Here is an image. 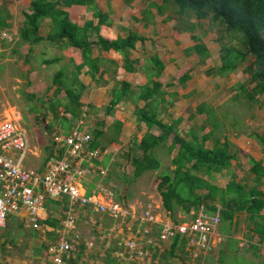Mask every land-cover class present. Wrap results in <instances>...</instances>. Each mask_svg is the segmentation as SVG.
Returning <instances> with one entry per match:
<instances>
[{
  "label": "trees",
  "instance_id": "1",
  "mask_svg": "<svg viewBox=\"0 0 264 264\" xmlns=\"http://www.w3.org/2000/svg\"><path fill=\"white\" fill-rule=\"evenodd\" d=\"M73 5L86 6L92 10L94 16L99 19L98 25L94 26L93 23L88 22L80 27L73 23L67 10ZM152 7L157 9L159 15L175 7L178 19L187 22L193 17L198 20L211 18L212 22L221 23L229 31L241 32L243 48L222 45L221 64L217 68H211L208 74L226 77L245 62H249L246 71L250 75L253 86L249 88L244 83L237 85L238 93L236 97L233 96V99L234 102H239L243 97L241 104L246 106L248 111L256 105L264 107V0H163L160 5L152 3ZM29 11L30 13L24 14L25 21L21 37L29 43L44 40L37 34L42 22L49 19L50 31L47 40L63 42L66 46L81 49L82 68L87 65L95 73L98 66V60L92 58L95 47L102 51L114 50L122 53L127 71H134L129 64L135 65L139 62L138 60L131 62L128 54L129 51L136 49V43L142 40L136 32L129 31L125 38L112 41L99 35L100 27L107 24V16L99 11L96 0H30ZM10 17L6 6H0L1 29L9 27L7 21ZM188 26L185 30L179 29V31L191 32L192 39L195 41V45L187 50V54H196L200 62L205 63L211 56V52L202 42V38L193 34L194 25ZM93 35L97 36L96 41L92 40ZM56 61L58 60H47L46 63L52 64ZM80 69L79 66L76 67L75 83H77ZM164 69L165 64L161 58L157 54L151 55L146 68L149 79L147 84L133 90L131 84L122 82L120 89L115 92L106 108V115H109L124 99H132L136 106L137 125L144 124L147 127L141 141L136 144L137 152L132 156L134 177L139 178L147 171L161 169L162 163L156 156L158 148L167 147L169 154H172L178 146L179 151L171 160L174 169L169 167L161 171L158 177L156 189L165 213L174 222L180 223L184 220L178 218V212H183L191 218H195L200 212H219L221 221L227 228L234 224L237 214L247 213L256 224L254 231L260 237L261 244L264 240V215L261 214L264 211V194L259 190V186L264 181V159L262 161L250 159L249 173L255 185L237 182L236 178L231 180L224 189L214 185L212 182L214 175L224 170L230 171L232 161L235 159L230 152L231 143L228 136L222 133L223 130L229 131L225 128V116L220 117L214 107L201 104L196 113L205 114L206 120L197 130L191 129L188 133L181 134L179 127L182 120L164 122L161 115L168 111L163 84L160 82ZM64 76L65 70L59 71L54 77V85L57 90L56 97L64 91L67 102L63 103L58 99L52 108L56 117H58V108L63 107L65 114L78 119L82 116L81 96L73 85L63 80ZM190 77V72H187L179 79V82L184 84ZM139 102H144V106H138ZM64 121H67L66 118ZM99 123L98 128L92 130L93 138L90 148L103 151L107 146L102 142L107 138L106 132L103 131L105 122ZM113 127L115 130L112 133L115 135L112 134L110 139L112 142L118 141L122 124L116 122ZM207 127H211L210 131L204 132ZM240 134L241 131H236V135ZM251 135L260 144L264 155V136ZM171 138L172 144L167 146ZM47 226L56 228L58 221L49 218L41 223V228ZM186 247L185 240L175 238L170 244V255L174 257L178 250H184ZM43 249L49 248L45 246ZM158 251L159 247H156L155 252ZM46 257H48L47 253ZM114 260L118 262L115 258Z\"/></svg>",
  "mask_w": 264,
  "mask_h": 264
},
{
  "label": "crops",
  "instance_id": "2",
  "mask_svg": "<svg viewBox=\"0 0 264 264\" xmlns=\"http://www.w3.org/2000/svg\"><path fill=\"white\" fill-rule=\"evenodd\" d=\"M22 1L24 0H17V2L19 3H21ZM4 2L5 1H3L2 3ZM96 3L99 11L106 14L107 16V24H104L100 27L99 33V35L104 39L112 41L117 40L118 38H125L128 35L129 31H134L139 36H141L142 40H139L136 43V49L131 50L128 53L131 62L135 60L139 61L138 64L136 63L135 65L129 64V66H131L134 71H127L125 69L124 57L122 53L116 52L114 50L102 51L98 47H95L92 51V58L98 60V66L95 73H93L87 65H84L82 68L83 55L81 49L66 46L63 42L58 43L47 40L48 33L50 31L49 19H46L42 22L41 28L37 34L38 37H41L44 40L36 43H29L25 41L21 37V32L24 28V14L30 13L29 7L25 10L21 9V16H18L17 14H14L12 12V5L8 7L9 13L11 15L10 19L7 21L9 27L5 29L0 28V63L8 62L11 63V65H14L16 69H18L20 74L15 75L17 85H19V83L23 84L22 78H24V73L31 74V78L43 73V75L47 74L48 77L51 76L53 80V78L59 71L65 70V76L63 80L70 83V85H73V87L77 89L78 94H80L81 96L80 102L83 105L81 114L82 116H80L78 119L72 118L69 114H65L63 107L58 108V117L55 116L52 106L56 104L58 99L63 103H66L67 100L66 93L62 94L64 91L60 92L56 97L57 90L53 81V85H50L46 90L47 94L50 95L49 98L51 99V102H49V104H47L46 106L47 112L52 114V120H46L49 123L46 128L48 131L52 129L54 130L55 128L56 133L54 134V136L65 135L70 133L83 121V127L92 136V130L98 128V125L100 124L99 122H105L103 131L106 132L107 138L106 140H102V142L107 146L106 149L103 150L104 153L98 163V166L104 167L109 170L111 161L115 159V155H118L116 154L117 152L112 154L113 150L121 151L126 144L124 140L128 139V137L131 135V140L135 137V128L137 129L136 131L138 133V138L136 139L138 140V142H140L147 131V127L144 124L142 126L137 125L135 117L136 106L132 99H124L120 103V105L109 115H106V108L109 106L111 100L113 99L115 92L120 89L122 82L131 84L133 90H137L138 88L143 87L147 84L149 79L146 68L147 62L150 59L151 55L157 54L165 64L163 75L160 78V82L163 84L165 99L168 104V111L161 115V118L164 120V122L171 123L176 120H182L179 131L181 132V134H186L191 129L197 130L201 128V126L204 124V121L206 120V115L196 113L199 104H195L193 111H191L189 114H187L186 112L188 109H185L186 107H184L185 105L187 106L190 101H192L193 95L197 94L195 93L196 91H199L200 88V91H202L203 84L198 85V75L191 74L190 72V79L184 84H180L179 79L185 74H183V72H180V70L182 71L183 69L181 67V64L184 62V60L181 58V56H177L174 52L169 54L165 53V46H169V50H172L173 47L176 48L177 46L174 45L173 41L183 38V33L186 34V32L179 31L180 34H176L174 35V37L172 36L173 34H171V38L167 37L168 33H166L163 29L165 28V24L160 28V32H155L153 25H151L156 24L157 26H159V21L162 20H165L168 23L171 22L170 20L172 19H170V15L168 14L169 11H166L164 14L159 15L157 9L152 7V3H156L159 5L162 3L155 2L153 0H96ZM4 5L1 4L0 6ZM67 10L70 14L71 21L80 27L84 26L88 22L93 23L94 26L98 25L99 19L95 17L94 12L88 9L86 6L73 5ZM141 24L143 29L139 30L138 27H140ZM145 28L148 29L146 30ZM4 32H7L13 36L12 42L2 37V34ZM32 39L34 40V37H32ZM96 39L97 36L93 35L92 40L96 41ZM183 40H186V38H183ZM203 43L208 48V45L205 42ZM194 44L189 43L188 45H186V48L189 49ZM197 57L198 56L196 54H191L187 58V60L190 62H196ZM55 59L58 60L55 63H46L47 60ZM207 61L208 59L206 60V62ZM77 66H79L81 69L78 73L77 83H75L74 73L75 71L77 72ZM193 66V64H189L187 66L188 68L186 67V71H191V69H193ZM9 71L10 73L12 72L11 70ZM183 85L187 87L184 89ZM2 89H4V87H2ZM186 90L189 91L186 92ZM144 104V102H139L138 106L142 107L144 106ZM0 107V123L5 119H20L19 126L24 130L28 139L27 131L21 124L23 117L17 107L11 106V103L9 102H2ZM64 118H66V122L64 121ZM199 119H202V123H199ZM73 121L74 125H72ZM116 122L122 124V130L118 136V141L112 142L110 139L113 134L112 131L115 130L113 126ZM208 128L209 127H207L204 132H209L210 129ZM36 132L37 131H35V133ZM236 136H232L230 137V139L228 138L231 143L230 152L235 156V159L232 161L230 171L224 170L222 173L215 174L212 181L214 185H217L218 187L223 189L226 188L228 183L234 178H236L237 182L247 183L251 186L255 185L253 177L249 173L250 159L253 158L257 161H262L264 159V155L260 146H252V148L246 147L245 145L238 142L239 140L243 141L240 138L241 136ZM53 143L54 146L51 148L50 152L54 154V157L51 159L59 157V151L57 150V146L54 140ZM169 144H172V139ZM178 151L179 147L177 146L172 152L171 160ZM29 152H31L35 157L37 156L36 152L31 151L30 140L28 139L27 154ZM27 154L22 162V165L27 158ZM47 163L45 164L43 170L34 167H30L27 169L34 170L41 176H43L46 172ZM245 163H247L248 166L245 167V170L241 175L240 168H242V165ZM169 167L171 169H174L172 163L170 165H167L166 170ZM144 177L145 174L139 177V179H142ZM107 180L108 178L105 179V181ZM102 182L104 181H102L97 174L84 176L81 180V190L83 193L91 194ZM259 190L264 194V181L259 186ZM124 199L127 202V199ZM149 200L150 201L147 204L152 203L157 208L162 207L160 195L158 199L156 196L150 195ZM60 207L64 209L65 218L67 219L69 215L67 198L63 197L56 201L51 199L50 197H47L45 202L44 219L47 220L50 218L52 220H55L56 213L54 211L56 210V208ZM91 209L89 207H83L81 212H90L92 214L95 213ZM75 213H77L79 216L78 212ZM203 214H205L207 217L213 216L215 214L220 215L219 212H203ZM261 214L264 215V211ZM178 218L184 221L191 219L187 218V215H185L183 212H178ZM66 219L58 222V227L56 228L47 226L45 228L40 227L39 229H35L29 222L28 212L23 209L19 214L11 215L9 217L8 223L12 224L11 227L9 225V237L13 235L16 238V240L14 239L16 246L24 245L28 246L29 249H32L34 237H36L37 231L40 230L42 232V245L40 247L41 251L44 250L43 247L46 246L47 248H49L52 244L58 242L59 239L66 238V236H63L62 234V232L64 231V223ZM108 219L110 220V224H108V226L104 229V238L107 237L108 229L113 223V221L107 217V220ZM90 220L92 219L90 218ZM255 226V222L247 215V213H239L235 217L234 224L228 228L226 224L221 221V224L217 231V233L222 238V241L220 243H217L214 240L212 245L206 252L199 253V255L197 256L194 255L195 249L193 248L186 247L185 252L187 251V254L189 256H192L194 259H197L199 257L204 258L210 253V251L217 249L218 246L223 244L225 241H228V248L236 247V251L239 253H242V251L246 252V250L249 249V251L247 252L252 251V254H256L254 256H256L258 264H262V258L260 254V237L254 231ZM52 233L55 234V237L57 235L59 237L57 240L47 245L46 243L50 241L49 236ZM1 234L2 230H0V235ZM129 235H133V233H130ZM17 237H19V239H17ZM121 237H124V235L118 234L117 238H115L114 240H119V238ZM3 240L5 239L2 238L0 242H2ZM67 240L70 241L69 239ZM85 245L88 247L90 243L87 242L85 243ZM237 245L238 247H240V249L237 248ZM114 246V248H116V244ZM107 247H111L110 240H108ZM45 250L47 251L48 249ZM102 252V255H104V250H102ZM37 254V257H34V259H40L39 251ZM113 256L114 255L112 253V257ZM69 259L70 255L68 260ZM112 259L114 260V257ZM48 261L50 262V264H53L51 260H49V258ZM66 261L67 260H65V264ZM108 261L109 262L106 264H119L115 260ZM68 264H74V262L69 261Z\"/></svg>",
  "mask_w": 264,
  "mask_h": 264
},
{
  "label": "rangeland",
  "instance_id": "3",
  "mask_svg": "<svg viewBox=\"0 0 264 264\" xmlns=\"http://www.w3.org/2000/svg\"><path fill=\"white\" fill-rule=\"evenodd\" d=\"M0 1L3 5L6 2L5 6L7 7L8 12V7L12 5V12L18 16H21V9L25 10L29 7V0H24L21 3L17 2V0ZM3 1L5 2L2 3ZM153 1L162 3L163 0ZM175 11L176 8L173 7V9L168 12L172 19L170 20L171 22L168 23L167 21L162 20L159 21V26L151 24L153 25L155 32H160V28L165 24V28L163 29L168 33L167 37L172 38V36L174 37V35L180 34L179 29L185 30L189 27L188 25H194L193 34L200 36L202 41L208 45L211 52V56L205 63H201L199 57H197L196 62L188 61L187 58L191 54L186 53L188 49L186 48V45L189 43H195L191 38V32L190 34L189 32H186V34L183 33V38H186V40L181 38L173 41L174 45L177 46L176 48L173 47L172 50H169V46H165L166 54L174 52L184 60L181 64L183 69L182 71L180 70V72H183V74L186 73L187 66L193 64V69L189 72L198 75V85L203 84L202 91H200L201 88L199 91H196L195 93L197 94L193 95L192 101H190L187 106H184L186 107L185 109H188L186 111L187 114L193 111L195 104H206V106L214 107L220 117L222 115L225 116V128L229 131L224 132L225 130H223V134H226L230 139V137L236 136V131H241V134L237 135L241 136L240 138L243 140L241 141L238 139L240 144L251 148L252 146H260L258 141L252 137L253 135L251 134L264 136V107L256 105L251 111H248L247 107L241 104V101L244 100L243 97H239V102H234L233 99V96L236 97L238 93L236 91L237 85L244 83L249 88H252L253 86L250 81V75L246 71L249 62L242 64L240 68L227 75V77L208 74V71L211 68H217L221 64L220 53L222 45L243 48V34L236 30L229 31L221 23L212 22L211 18L198 20L196 17H193L186 22L185 20L178 19ZM138 28L139 30L143 29L142 24ZM145 29L147 30L148 28ZM171 34L173 35L171 36ZM9 70L12 72L10 73ZM19 74L20 72L18 69H16L14 65H11V63H0V105L2 102H9L11 103V106L17 107L23 117L21 124L27 131V136L30 140V149L37 153V156L35 157L29 152L23 166L25 168L34 167L43 170L45 164L54 157V154H52L50 150L54 146L53 140L56 131L55 128L54 130L52 129L49 131L46 128L49 124L46 120H52V114L47 112L46 106L51 102V99L46 90L50 85H53L54 78L52 80L51 76L48 77L47 74L43 75V73L31 78V74L24 73V78H22L23 84L19 83V86L16 83L15 76ZM185 85H183L184 89L187 87ZM2 87H4V89H2ZM188 91L189 90H186V92ZM64 93L65 92L62 94ZM199 123H202V119H199ZM72 125H74V121ZM208 129H211V127ZM136 130L137 129L135 128L136 135L132 140L130 139L132 135L124 140L126 144L121 151L113 150L112 154L117 152L116 154L118 155H115V159L111 161L108 174L106 175L108 180L105 181V184L108 188L115 191L117 196L116 199L118 201L122 202L124 201V198H126L127 205H136V213L139 214L142 211L143 206L150 201V195L156 196L157 199L159 198L156 189L159 180L158 177L161 171L166 170L167 165L171 164L172 154H169L167 147L158 148L156 156L162 163L161 169L158 171L151 170L145 172V177L142 179L135 178L132 156L137 152L136 144H138V141L136 138H138V133ZM35 131L37 132L35 133ZM171 139H169L167 146L170 145L169 143L171 142ZM247 166V163L242 165V168H240L241 175ZM81 211L82 208L75 209V212L79 213V216L77 214L78 220L76 226L70 230V232H66L65 229L62 232L63 236H66V239H69V242L74 244L75 247L70 253V259H66V264H68L69 261L74 262V264H106L109 262L108 260L114 261L112 259V253L115 250L114 245L118 240L108 237L104 238V229L110 224V220H107V216L99 213L92 214L90 212L83 213ZM54 212L56 213L55 220L58 222L66 219L63 208H56ZM187 218L191 217L187 216ZM93 222H96V224ZM128 223L129 220L126 219L123 235L127 236L130 233H133L134 236L141 237V234L137 233L139 224L137 222L132 223V226L134 227L133 231H131L127 230ZM9 225L11 227L12 224L7 222V227L2 230V234L0 235V240L2 238L5 239L0 242V264H50L48 257H46L47 251L45 249L40 251L42 245V232L40 230L37 231V235L34 237L32 249H29L28 246L24 245L16 246L14 242V239L16 240V238L13 235L9 237ZM49 237L50 241H46L47 243L45 242L47 245L57 240L59 236L57 235L55 237V234L52 233ZM17 239H19V237H17ZM108 240H110L111 247H107ZM87 242L90 243L88 247L85 245ZM227 243L228 241H225L218 246L217 249L210 251V253L204 258L199 257L197 259L189 256L187 254L188 252H185V249L178 250L177 255L173 257L170 255V244L165 243L161 246L158 252H154L153 255H151L150 264H258L256 256H254L256 254H252V251L247 252L249 251V249H247L246 252L242 251V254L241 252L239 253L236 251V247L228 248ZM237 248L240 249L238 245ZM102 250H104V255H102ZM38 251L40 259H34V257H37Z\"/></svg>",
  "mask_w": 264,
  "mask_h": 264
},
{
  "label": "built area",
  "instance_id": "4",
  "mask_svg": "<svg viewBox=\"0 0 264 264\" xmlns=\"http://www.w3.org/2000/svg\"><path fill=\"white\" fill-rule=\"evenodd\" d=\"M2 37L13 41V36L7 32ZM19 121L5 119L0 123V230L7 227L11 215L19 214L23 209L28 212L33 228L39 229L45 221L46 198L57 201L64 197L69 207L64 223L66 232L76 226L75 209L83 207L92 208L93 212L113 221L108 229L109 238L115 239L124 233L126 219L129 220L127 230L133 231L132 223L139 224L137 233L141 237L127 235L116 243L113 257L120 264H150L156 247L160 250L162 245L171 244L178 237L186 241L187 247L195 249V256L206 252L214 240L222 241L217 233L221 224L219 214L207 217L202 212L195 218L176 223L163 207L149 203L137 214L136 205L118 201L115 191L105 184L109 170L98 166L104 152L90 148L92 136L83 127V121L70 133L54 136L59 157L47 163L43 176L25 168L22 162L28 152V139ZM91 174H97L104 182L93 193L86 194L81 190V180ZM74 248V244L61 238L49 247L48 258L53 264H65V258H69ZM260 254L264 264V240L260 244Z\"/></svg>",
  "mask_w": 264,
  "mask_h": 264
},
{
  "label": "water",
  "instance_id": "5",
  "mask_svg": "<svg viewBox=\"0 0 264 264\" xmlns=\"http://www.w3.org/2000/svg\"><path fill=\"white\" fill-rule=\"evenodd\" d=\"M124 202H126V200L124 199Z\"/></svg>",
  "mask_w": 264,
  "mask_h": 264
}]
</instances>
